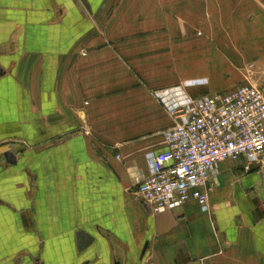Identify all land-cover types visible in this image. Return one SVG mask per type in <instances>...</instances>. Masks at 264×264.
<instances>
[{
	"label": "crops",
	"instance_id": "1",
	"mask_svg": "<svg viewBox=\"0 0 264 264\" xmlns=\"http://www.w3.org/2000/svg\"><path fill=\"white\" fill-rule=\"evenodd\" d=\"M119 2L0 0V264H264V180L241 161L217 165L208 210L154 213L137 192L174 120L152 90H224L181 68L201 48L184 41L198 25L206 55L264 53V0ZM116 5L135 26L152 10L151 31L109 39L128 48L90 35L88 11Z\"/></svg>",
	"mask_w": 264,
	"mask_h": 264
},
{
	"label": "built area",
	"instance_id": "2",
	"mask_svg": "<svg viewBox=\"0 0 264 264\" xmlns=\"http://www.w3.org/2000/svg\"><path fill=\"white\" fill-rule=\"evenodd\" d=\"M154 97L174 119L164 132L166 149L147 154L149 174L137 185L154 213L189 201L208 210L222 161H241L244 171L256 170L264 180L263 90L242 85L191 96L183 86H173Z\"/></svg>",
	"mask_w": 264,
	"mask_h": 264
},
{
	"label": "rangeland",
	"instance_id": "3",
	"mask_svg": "<svg viewBox=\"0 0 264 264\" xmlns=\"http://www.w3.org/2000/svg\"><path fill=\"white\" fill-rule=\"evenodd\" d=\"M110 1H117V0H110ZM119 3L123 5V2L125 0H118ZM139 0H136L138 2ZM118 3V4H119ZM141 4V3H137ZM117 6V5H116ZM128 11L129 9H124L122 7L117 6L116 8H111L109 10H98V9H92L88 11V19L90 22H92L90 35L91 37H96L98 34H105V41L104 45L108 48L113 47V43H119L122 46L121 48H128V41L127 40H120L119 42H112L109 39L114 34H128L130 32H138V33H144L145 31V13H148L152 10H149L148 8H137V24L136 26L134 24L128 23ZM134 12V10H131ZM172 12H177L176 9L170 10ZM145 18V19H144ZM151 26V25H150ZM198 26V25H197ZM195 26V30L192 32L191 38H193V42L190 44L186 43L187 40L184 41V45L186 46V49L188 48H195L199 49L197 53L200 55H195L194 57H186L185 59L187 61H184V65H182V69H188L189 66H194L195 70L193 72L198 73L200 76L206 77L208 81H210V84L212 85H220L224 90L235 88L238 86L246 85V86H254L260 90L264 91V53L259 52L256 53V57L253 56H223V55H206L208 54V50L206 49L205 44H214L215 41L209 40L210 32L209 27L206 28V31L209 32L207 35H203L202 32V26L197 27ZM155 29V25L153 24V31ZM136 30V31H135ZM196 30H201L202 34L196 33ZM156 32V31H154ZM225 35V34H224ZM226 37V36H225ZM207 38V39H206ZM180 39V38H179ZM174 41V40H173ZM173 41H170L173 45L170 46L172 50H175L179 48V46L174 45L175 43ZM217 42V41H216ZM215 42V43H216ZM143 41H138V47L142 45ZM155 43V42H154ZM180 43V41H179ZM218 43V42H217ZM258 44H261L260 42ZM80 47L81 51H85L87 48H96V40L94 41L93 46H83ZM118 47V46H117ZM197 47V48H196ZM184 59V58H183ZM190 69V68H189ZM192 69V67H191ZM187 72V71H184ZM187 73H183L182 77ZM138 80L142 81L140 77L137 78ZM206 80V79H205ZM188 83V81H186ZM165 89V88H164ZM157 90L162 89H155L152 90V95L154 96V93ZM223 91V90H222ZM173 120V118H172ZM174 124V120H173ZM170 128V127H169ZM168 128V129H169ZM167 129V130H168ZM83 131V130H81ZM166 131V130H165ZM261 191V188L258 190ZM261 194V192H260ZM257 197V196H256ZM260 204V201H259ZM262 209V204H260Z\"/></svg>",
	"mask_w": 264,
	"mask_h": 264
},
{
	"label": "water",
	"instance_id": "4",
	"mask_svg": "<svg viewBox=\"0 0 264 264\" xmlns=\"http://www.w3.org/2000/svg\"><path fill=\"white\" fill-rule=\"evenodd\" d=\"M5 160L8 164H14L15 163V155L12 151H5L4 152ZM261 192V194H260ZM258 191L257 199L260 201V204H262V212L264 214V181L261 186V191Z\"/></svg>",
	"mask_w": 264,
	"mask_h": 264
},
{
	"label": "flooded vegetation",
	"instance_id": "5",
	"mask_svg": "<svg viewBox=\"0 0 264 264\" xmlns=\"http://www.w3.org/2000/svg\"><path fill=\"white\" fill-rule=\"evenodd\" d=\"M261 209V208H260ZM263 209H261V211H262Z\"/></svg>",
	"mask_w": 264,
	"mask_h": 264
}]
</instances>
